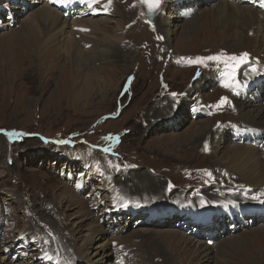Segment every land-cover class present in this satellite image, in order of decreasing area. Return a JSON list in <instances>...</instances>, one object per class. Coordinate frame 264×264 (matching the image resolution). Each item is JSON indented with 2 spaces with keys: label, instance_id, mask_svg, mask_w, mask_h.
Returning a JSON list of instances; mask_svg holds the SVG:
<instances>
[{
  "label": "rangeland",
  "instance_id": "1",
  "mask_svg": "<svg viewBox=\"0 0 264 264\" xmlns=\"http://www.w3.org/2000/svg\"><path fill=\"white\" fill-rule=\"evenodd\" d=\"M133 1L147 29L129 24L127 0L95 15L80 1L0 0V264H264V7L162 0L150 21ZM156 20L155 44L140 48ZM127 22L135 44L110 36ZM75 37L84 53L117 50L68 74L23 61H66ZM222 51L249 54L229 88L222 63L188 59Z\"/></svg>",
  "mask_w": 264,
  "mask_h": 264
},
{
  "label": "bare ground",
  "instance_id": "2",
  "mask_svg": "<svg viewBox=\"0 0 264 264\" xmlns=\"http://www.w3.org/2000/svg\"><path fill=\"white\" fill-rule=\"evenodd\" d=\"M50 1H54V0H50ZM77 1H80V2H85V0H67L68 2V5H73L74 3H76ZM140 1V0H139ZM252 2L254 1H257V0H251ZM259 1V0H258ZM55 3H59V2H55ZM98 3V4H97ZM120 2L119 0H111L110 2H108L107 0H89V3H88V7H86L85 10H83L85 13H91L92 15H95V14H98V13H109L108 9H111V6L113 4L115 5H118ZM140 2H136V4H134V1L133 0H127V5H126V11L127 12H130L128 13L129 15V24L132 23L131 26H135L137 24L139 25H142L144 24L145 26L142 27V28H145L147 29V24L145 23V20L143 19L142 15H141V12H140V5H139ZM241 3H243V0L241 1ZM61 5V3H59ZM238 4V3H237ZM124 5V4H123ZM246 6L248 5H244V6H240V5H234V12L235 14L241 19L242 21V24H244L245 26H247L248 28H255L256 26H259L262 24V20L261 18H254L255 16V12L249 10ZM136 7V8H135ZM125 9V8H124ZM92 11V12H91ZM135 12V14H134ZM110 14V13H109ZM130 14H133L132 16H130ZM158 14H155L153 20L155 19V17H157ZM167 18H170V16H168ZM159 19V17L157 18ZM61 24V20H58L56 17L52 18L50 21H49V25H50V32H53L56 28H58ZM74 26V25H73ZM263 26V25H262ZM260 27V26H259ZM133 28V27H132ZM140 28V30L142 31L143 29ZM136 27L134 28V32L136 31ZM149 29H151L152 31L150 32V35L149 36H146L142 38V40H140V44H142V46H140V48H144L147 44H152L154 45L155 44V37L154 35L157 34L158 32H161L160 29L158 28L157 26V20L155 21V23L153 25H150L149 26ZM125 31H126V34H127V31H129V33L131 34L133 31H130V25H128V22L126 24H124V28L120 29V26L119 28L116 30L115 33L111 34L110 36H112L115 40H118V41H122L124 39H127L126 36H125ZM144 31V30H143ZM189 32H192L190 29H188V26L186 28V30L184 31V34L186 33H189ZM105 33H107V35L109 34L108 33V30H105ZM252 34H258V31L256 29H254V31L252 30ZM74 39V32H71L70 34V37H69V40H72L73 41ZM71 41V42H72ZM82 40L78 39L75 37V40H74V47H73V50L74 52H67V55L65 56L66 57V61H63L62 59L61 60H57V58H39V61H38V64H35L34 63V60H32L29 55V53H25V59L23 60L24 63H29L31 66L33 67H36L38 68V70H41L43 64L46 62H54V63H61L60 65L64 67L65 69V72L66 74H68V71L66 66L68 64H73V63H76V65H79V64H83L84 66L88 67V69L92 70L94 69V62L96 61L95 59V55L96 53L98 52L99 55L98 57L100 59L104 58V60H107L109 58L112 57V52H115L117 50V48L115 46H107L105 48H100V49H92L90 48L89 50H87V52L90 54V58L91 60L88 61L84 59L85 56H88V53H84L82 52V48H81V42ZM131 41V42H129ZM128 43H134L135 42L133 40H131V38H128L127 40ZM235 42V41H234ZM240 42V41H239ZM121 43H119V48L122 49L123 45H120ZM239 46V45H238ZM152 47V46H151ZM150 47V48H151ZM140 48H138V50H140ZM148 48V47H147ZM164 50H161L159 52H163ZM171 51V49H170ZM249 51V50H247ZM140 52V51H139ZM152 52V51H151ZM174 52V51H173ZM158 53V51H157ZM248 53V52H247ZM149 54V53H148ZM153 55V54H151ZM171 55V54H170ZM253 56V55H252ZM97 57V59H99ZM263 61V60H261ZM52 65V64H51ZM57 65V64H56ZM59 66V65H58ZM49 67V66H48ZM47 67V68H48ZM51 67V66H50ZM46 68V67H45ZM56 68V67H55ZM50 70V69H49ZM85 70V69H84ZM46 71V70H45ZM51 72V71H50ZM70 72V71H69ZM245 72V71H244ZM256 72H259V73H256L255 75V79H258L259 81H257L259 83V85L261 83H263L262 81H264V68L261 69V70H257ZM246 73V72H245ZM71 75V74H70ZM199 73L196 75V78L199 79L200 76H198ZM49 76V75H48ZM254 75H251L246 81L250 80L253 78ZM92 76L91 75H88L86 76V83L87 85H89L90 82H92L94 79L93 77L91 78ZM90 78V79H89ZM135 79V78H134ZM110 80V79H109ZM254 80V79H253ZM110 82V81H109ZM112 82L114 83V81L112 80ZM108 83V82H107ZM63 85V84H62ZM61 85V86H62ZM70 85V84H69ZM258 86V85H257ZM71 87V86H70ZM109 87V86H108ZM87 88V87H86ZM73 89V88H72ZM77 89V87H76ZM66 93H68V95L71 93L70 90L67 91ZM252 93V92H251ZM247 93L245 97H249L251 96L252 100L255 99V97L258 96V91L256 90L254 93ZM81 94V93H80ZM254 95V96H252ZM256 95V96H255ZM76 98V97H75ZM80 99V98H79ZM76 100V99H75ZM234 126L238 127L237 125H235V123H228V124H224L222 125V128H221V133H224V131L226 129H232ZM241 136V135H240ZM249 138L251 140V135H249ZM241 139L242 140H246V137L245 136H241ZM261 141H255L257 143V148H261ZM263 144H264V139H263ZM260 146V147H259ZM146 184V183H145ZM144 184V185H145ZM259 189H264V184L263 185H260L258 187ZM233 191H235V188L232 187ZM230 192V191H229ZM210 204L212 203H215L214 201H209ZM229 204L230 202H225L224 203V207H227V209L229 210L228 213H233V209L232 208H229ZM264 209V208H262ZM261 209V211H262ZM260 211V212H261ZM67 237V235H66ZM67 242V240L65 241V243ZM64 243V244H65ZM63 252H67L65 250H62ZM67 253H70V252H67ZM48 260V258H47Z\"/></svg>",
  "mask_w": 264,
  "mask_h": 264
},
{
  "label": "snow or ice",
  "instance_id": "3",
  "mask_svg": "<svg viewBox=\"0 0 264 264\" xmlns=\"http://www.w3.org/2000/svg\"><path fill=\"white\" fill-rule=\"evenodd\" d=\"M54 2L59 3H65L67 0H54ZM86 3H89V0H85ZM144 4L148 6L149 12H154L158 10L159 5L161 4L162 0H142ZM259 3L261 7H264V0H259ZM190 63H196V64H204L207 61H214L219 62L223 64V71L221 72L222 76V84L223 87L229 88L232 87L235 83H238V71L239 69L248 64L249 62V54L247 52H243L240 54H227L223 51L216 55L211 56H205V57H196L194 60L191 58H188ZM252 72H255L256 69L253 67ZM176 95V94H173ZM228 98L222 97L219 104L217 106H221L224 103H227ZM12 135H22L21 133H11ZM64 141H60V143H63ZM105 152L109 151V149L105 148ZM211 175V173H209ZM264 195V194H261ZM253 199H259V197L254 196ZM264 202V201H261ZM124 207H127V204L125 203L123 205ZM48 259H52V257H48Z\"/></svg>",
  "mask_w": 264,
  "mask_h": 264
},
{
  "label": "water",
  "instance_id": "4",
  "mask_svg": "<svg viewBox=\"0 0 264 264\" xmlns=\"http://www.w3.org/2000/svg\"><path fill=\"white\" fill-rule=\"evenodd\" d=\"M144 8H145L146 14H147V16H148V19H149L150 21H153V18H154V16H155V14H158V12H159V10H160V5H159L158 10H156V11H154V12H149V10H148V6H147L146 4H144Z\"/></svg>",
  "mask_w": 264,
  "mask_h": 264
}]
</instances>
